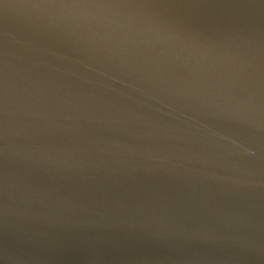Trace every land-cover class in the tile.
I'll return each instance as SVG.
<instances>
[{"label": "water", "instance_id": "95a60500", "mask_svg": "<svg viewBox=\"0 0 264 264\" xmlns=\"http://www.w3.org/2000/svg\"><path fill=\"white\" fill-rule=\"evenodd\" d=\"M0 264H264V0H0Z\"/></svg>", "mask_w": 264, "mask_h": 264}]
</instances>
